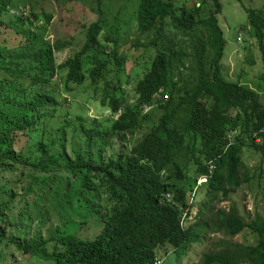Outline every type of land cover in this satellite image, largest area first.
Listing matches in <instances>:
<instances>
[{
	"label": "trees",
	"instance_id": "16d2710c",
	"mask_svg": "<svg viewBox=\"0 0 264 264\" xmlns=\"http://www.w3.org/2000/svg\"><path fill=\"white\" fill-rule=\"evenodd\" d=\"M33 1L0 0V264H20L16 253L51 264H154L169 253L180 262L211 233L232 238L246 229L256 242L241 256L264 264V216L244 219L234 205L211 203L208 215L201 208L189 218L198 181L205 179L201 185L217 203L250 180L239 177L244 148L264 158V3L246 9L248 40L241 43L260 53L263 72L252 88L221 72L219 0L191 7L94 0V18L82 24L73 17L77 9L66 7L60 37L83 31L76 46L44 37L52 16ZM192 12L199 17L191 19ZM134 26L137 37H127ZM196 28L206 37H180ZM14 32L19 40L7 46ZM126 44L149 65L130 96L123 88ZM65 48L72 51L58 62L55 53ZM255 58L245 61L254 66ZM87 80L89 100L115 117L109 126L65 107L62 91ZM223 244L200 264H238L233 246Z\"/></svg>",
	"mask_w": 264,
	"mask_h": 264
},
{
	"label": "rangeland",
	"instance_id": "374dc122",
	"mask_svg": "<svg viewBox=\"0 0 264 264\" xmlns=\"http://www.w3.org/2000/svg\"><path fill=\"white\" fill-rule=\"evenodd\" d=\"M17 5L20 0H14ZM185 1L188 7L202 0H181ZM221 11L217 13V19L219 26L223 32V37L225 39L224 54L221 59V72L225 79L230 82L245 83L248 86L254 88L260 83L259 76L263 72V67L260 63V53H258L255 47L251 44L250 50L247 51L242 49L241 43L248 40V35L244 31L239 32L240 27L247 26V12L245 9H258L264 3V0H220ZM32 3H37L41 6L44 11L49 12L52 16L50 26L48 28L49 34L44 35L48 37L50 41L57 39L72 41L73 45H77L84 36V32H74L67 37H60L63 31V27L59 24V16L64 12L66 7L76 8V12L73 17L78 19V23L82 24L86 21L92 20L94 14L89 12L91 7H95L94 0L90 2L89 5L83 3L81 0H35ZM135 10L134 5L130 6V10ZM21 13L26 16L28 14L27 10L18 5V9ZM39 10V9H37ZM15 11V9L13 10ZM12 11V12H13ZM16 18L11 16V21ZM74 28V25H73ZM135 26L131 28L130 34L127 37H137V33L134 30ZM246 29V28H245ZM64 35V33H63ZM239 40H237V36ZM3 36V35H2ZM19 36L14 32L10 35V39L7 42V46H13L19 40ZM68 37H72L70 40ZM79 41V42H78ZM74 46V47H75ZM122 49L126 50V58L128 59V64L126 66V73L128 76V84H123V88L130 96L133 93V86L135 79L139 78L144 71L145 67H149L144 61L139 58L141 52L135 51V49L128 47V44L124 45ZM72 50L70 48H65L64 50L55 53L57 61H62L67 57L68 53ZM256 56V64L250 66L245 61L246 55ZM65 76V71H59L57 74V79L60 80L61 87L63 88V79ZM72 89L71 91H62L63 97L66 98L68 112L71 115L78 114L84 116L88 119L96 118L99 120L102 126L110 125V121L114 118H109L108 110L96 100H89L91 95L90 82L87 80L83 85H69ZM89 100V101H87ZM92 101V102H91ZM66 105V103H65ZM157 115L153 114L152 120L156 122ZM25 138V137H24ZM37 140V138H36ZM35 140H32L34 142ZM111 144H115L117 138H110ZM31 145V144H29ZM242 160L244 167L239 170V177L242 180L243 176L246 175L250 177L248 182H242L240 187L235 189L227 199L220 200L219 202H212L213 197H209L207 192L204 190V186L200 185L198 188L194 187L196 190V195L193 200L192 215L196 211H200L201 208H205V213L208 215L209 207L213 203L216 209L221 208L228 210L230 206H235L237 212L245 219L248 215L252 216L258 214L264 216V158L253 150H248L244 148L242 150ZM261 172V184H258L257 174ZM14 175V174H13ZM203 204L205 206H203ZM49 225V224H47ZM47 226L42 230L43 235L45 234ZM224 242L231 244L230 254L237 253L242 258L238 260V264H249L241 256L245 254L246 248L250 245L255 244L256 238L249 230H243L236 236L229 238L223 236L221 233H211L201 241L193 244L190 250L181 258L180 262L173 260V255L170 254L163 264H200V259L203 254L210 253L214 250H221L224 247ZM219 243L222 245L219 246ZM1 248V246H0ZM12 248V245L8 247ZM59 249V247H58ZM228 250V248H227ZM17 259L20 264H51L47 261L38 260L29 256H24L16 253Z\"/></svg>",
	"mask_w": 264,
	"mask_h": 264
},
{
	"label": "clouds",
	"instance_id": "9594fccd",
	"mask_svg": "<svg viewBox=\"0 0 264 264\" xmlns=\"http://www.w3.org/2000/svg\"><path fill=\"white\" fill-rule=\"evenodd\" d=\"M172 2H173V4H177V5H183V6H185V7H187V4H186V2L185 3H180L181 2V0H171ZM237 1V0H236ZM219 2H221L220 0H219ZM199 3H200V1H198L197 3H195V4H197V6L199 5ZM221 5V4H220ZM245 11H246V9H245ZM203 15V13L201 12V16ZM180 16L184 19V20H186V18H185V16H184V14H183V12H180ZM197 17H199V15L197 14V12H195V13H191V19H196ZM216 19H217V13H216ZM247 22H248V16H247ZM217 23H218V19H217ZM218 26H219V23H218ZM219 28H220V30H221V27L219 26ZM242 28V29H241ZM240 30L241 31H244V32H246L245 31V27L244 26H242V27H240V29H239V32H240ZM221 32H222V30H221ZM198 35H200V37H206L205 35H204V33H203V31H202V29H200V28H196L195 29V35H187V34H185V33H182L181 35H180V37H197ZM222 36H223V32H222ZM238 37H240L239 35L237 36V40H239V38ZM224 38V37H223ZM225 40V39H224ZM223 54H224V52H223ZM255 141L256 142H259L260 141V139H255ZM240 170V169H239ZM204 181H205V179L204 178H202L200 181H198V184L199 185H201L202 183H204ZM199 186H196V188H198ZM240 187V186H239ZM238 187V188H239ZM195 195H196V190L195 189H193V191H192V200H191V202H192V207H191V210H190V216H189V218H191V217H193V216H195L196 215V213H197V211H196V213L194 214V215H192V208H193V200H194V197H195ZM166 197L167 198H169L170 197V195L169 194H166ZM225 210V209H224ZM222 234V233H221ZM223 235V234H222ZM223 236H225V235H223ZM236 236V235H235ZM195 244V243H194ZM193 245V244H192ZM191 245V246H192ZM191 248V247H190ZM190 250V249H189ZM171 253H169L168 255H170ZM167 255V256H168ZM173 255V254H172ZM174 260V259H173ZM163 263V261H156L155 260V262H154V264H162Z\"/></svg>",
	"mask_w": 264,
	"mask_h": 264
}]
</instances>
